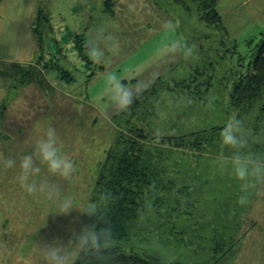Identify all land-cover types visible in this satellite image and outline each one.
I'll list each match as a JSON object with an SVG mask.
<instances>
[{
    "label": "rangeland",
    "instance_id": "rangeland-1",
    "mask_svg": "<svg viewBox=\"0 0 264 264\" xmlns=\"http://www.w3.org/2000/svg\"><path fill=\"white\" fill-rule=\"evenodd\" d=\"M36 3L38 14L29 18L34 19L31 34L36 40L28 45V30L17 32L7 39L20 48L15 53L0 49L2 56L12 58L0 59V153L18 163L20 155L30 151L23 141L51 126L60 137L61 151L75 163L70 181L42 168L34 177L37 182L58 184L63 195L71 197L78 208L92 204L90 191L95 175L118 127L129 115L137 124L143 118L136 111L135 117L133 113L111 114L107 99L101 95L102 75L108 70L117 71L131 77L124 81L126 84L148 79L157 68L155 49L165 36L162 24L169 20L178 24L177 36L196 48L203 44L206 52L159 69L157 83L161 86L147 103L144 115L151 122V126L147 125L148 139L160 146L159 139L224 125L235 113L246 123V151L264 157V97L231 106L227 93L233 80L246 72L253 43L264 37V28L251 31L248 38H236L218 25H207L190 0H112V11L105 9V0ZM253 6L264 14V0H252L250 7ZM256 18L250 26L260 23L264 15ZM97 30L111 34L119 44L115 51L106 52L108 65L89 63L83 57L86 50L77 45L81 39L85 44ZM238 54L242 59H237ZM195 63L199 64L198 72H193ZM203 67H210L209 71L199 75ZM195 73L198 76L191 82ZM209 76L210 84L197 89L201 91L199 97L190 98L196 84ZM226 150L231 155L232 150ZM215 174L208 178L209 185L189 181L187 186L180 176L160 175L161 180L152 179L151 194L143 198L144 210H121L116 206L89 217L78 209L68 215L57 214L55 201L29 196L22 190L17 180L18 167L0 169V264H39L34 243L43 245L59 238L67 244L73 232L91 224H96L98 230L115 225V245L124 251H151L166 261L264 264V195L257 194L264 193V185L252 192L251 204L240 206L239 182L219 170L210 175ZM158 195L164 202L149 206L148 201ZM173 207L175 216L166 217ZM179 208L182 211L178 212Z\"/></svg>",
    "mask_w": 264,
    "mask_h": 264
},
{
    "label": "clouds",
    "instance_id": "clouds-1",
    "mask_svg": "<svg viewBox=\"0 0 264 264\" xmlns=\"http://www.w3.org/2000/svg\"><path fill=\"white\" fill-rule=\"evenodd\" d=\"M178 24L172 20L162 24L164 38L156 46L158 58L156 70L148 79H138L134 84L125 83L131 77L117 71L108 70L102 75L101 95L107 99L111 114L127 112L135 99L155 83L160 76V68L175 63L178 59L188 60L196 56V46L190 45L186 39L176 35ZM118 41L111 34L97 30L85 40L88 58L97 65H108L110 58L106 52L115 51ZM58 86V85H57ZM190 102V101H188ZM108 115V113H106ZM222 148L231 149V155H221L217 160V168L239 182L240 195L237 203L240 206L251 204V194L260 185H264V157L246 151L249 138L246 123L237 114L228 117L219 133ZM61 140L54 127H48L42 134L29 135L23 144L30 151L20 155L19 161L0 153V169L19 168L17 180L22 190L29 196L44 197L56 202L57 214L68 215L78 209L82 215L98 216L101 209L108 206L89 205L83 209L75 206L71 197L63 195L58 184L47 180L37 182L42 168L64 181H70L75 173V163L66 153L61 151ZM264 195V193H257ZM115 238L109 227L97 229L96 224L84 225L79 232H73L65 244L59 238L43 245L34 243L33 248L39 258V264H79L80 261H95V264H108L109 252L115 244Z\"/></svg>",
    "mask_w": 264,
    "mask_h": 264
},
{
    "label": "trees",
    "instance_id": "trees-1",
    "mask_svg": "<svg viewBox=\"0 0 264 264\" xmlns=\"http://www.w3.org/2000/svg\"><path fill=\"white\" fill-rule=\"evenodd\" d=\"M105 1L108 3V7L105 9L112 11V0ZM190 1L195 5L196 10H198L201 20L210 26L218 25L227 33L222 16L216 8L218 0ZM79 39H81V37ZM251 41H253V39H251ZM78 43V46L81 45V47L85 49L82 39ZM200 45L201 44L198 45L200 51L198 50V46L196 48V56L200 55L199 57H201V55L203 56V52H206L203 44ZM250 56L251 59L248 63L249 66L246 72L241 73L236 79L232 76L231 80H234L231 86L228 87L230 89L227 92L229 96L228 104L231 106H237L243 103L247 104L257 97H264V93L262 94V92H264V37H261L259 41L253 43V50ZM83 57H86L88 62L91 63L86 52ZM237 59H242L240 54H238ZM198 68L199 64L195 63L193 72H198ZM209 68L210 67H205L204 70L200 71L198 74L202 75V73L208 72ZM197 76L198 75L195 73L194 79L191 78V82L195 81ZM159 77L150 88L135 99L127 112L120 113V115L124 116L127 113H133L132 115H134V117L136 114L140 113L141 116L143 115V118L140 119L139 117L140 125L137 124V120L135 121L133 118L130 119L131 115H129L127 119L124 118L126 119L125 121L122 120L123 125L120 128L118 127L119 130L116 131L114 139L104 157L105 159L95 175V180L90 191L92 192V204L90 205L108 206L107 208H116L117 206L121 210L135 211L138 209L142 211L145 208L143 198L151 194L149 193V185L152 183L153 178L161 180L162 178H160V175L164 176L169 174L172 178L174 175L180 176L182 182L187 183H185V186L188 185L189 181H194V183L198 181L200 184L204 183L209 185L207 182H209L210 179L208 178L210 176H216V174H210L211 172H217L218 158L221 154L228 155L230 152L226 150L227 148H222L220 144L219 133L223 125L207 126L205 129L193 130L188 134L180 136H167L159 139V143H161L160 146H157L148 139L149 133L147 125L151 122L146 120L147 117H144V115L145 111H147V103L156 96L158 87L161 86L157 83ZM226 78V81L230 79L229 76ZM210 79L211 76L205 77V81L196 84V92L190 95V98H198L201 91L197 89L204 84H206V86L210 84ZM189 87L188 85V89ZM155 110L157 111V109ZM155 110L153 112H156ZM135 111L136 114H134ZM120 124L119 120L118 125ZM204 169L211 172H207V170ZM186 172H188L187 175H185ZM170 183H172V181ZM157 201L160 203L164 202L163 198L158 195L153 197L151 202L148 201L149 206H152ZM158 206H160V204ZM177 211L180 212L182 210L179 208ZM165 216L174 217L175 208L173 207L169 214ZM113 227H115V225L112 227L109 226L112 233L113 231L117 232L118 229H116V227L113 229ZM115 239V241L118 242L116 237ZM108 255V264H188L178 260H163L159 254H155L151 251L139 252L134 249L124 251L119 245L115 244ZM79 264H95V261L82 260Z\"/></svg>",
    "mask_w": 264,
    "mask_h": 264
},
{
    "label": "crops",
    "instance_id": "crops-1",
    "mask_svg": "<svg viewBox=\"0 0 264 264\" xmlns=\"http://www.w3.org/2000/svg\"><path fill=\"white\" fill-rule=\"evenodd\" d=\"M252 0H219L217 9L222 16L226 29L237 38H248L251 31H257L264 28V18L257 22L256 25L250 26L249 23L256 21V17L263 16L256 6L250 7ZM39 9H37L36 0H1L0 2V49H12L15 53L20 46L10 41L9 38L13 33L27 32L29 33L27 44L35 41V37L31 34L33 26L31 23L36 17ZM261 14V15H260ZM249 35V36H248ZM9 40V41H8ZM24 42V40L22 41ZM23 48V43L21 44ZM7 53V50H5ZM13 53V54H14ZM14 57V56H13ZM12 59L10 55L0 54V59Z\"/></svg>",
    "mask_w": 264,
    "mask_h": 264
}]
</instances>
